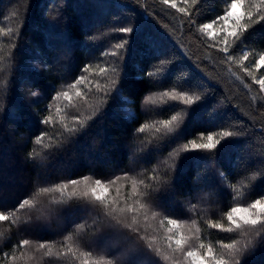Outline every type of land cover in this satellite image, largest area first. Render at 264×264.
<instances>
[{
  "label": "trees",
  "instance_id": "trees-1",
  "mask_svg": "<svg viewBox=\"0 0 264 264\" xmlns=\"http://www.w3.org/2000/svg\"><path fill=\"white\" fill-rule=\"evenodd\" d=\"M175 2L185 11L161 0H0V212L16 218L0 221V264H169L168 218L185 240L182 227L194 226L201 251L231 259L223 245L234 243L239 264H264V227L208 224L232 227V207L264 197V92L253 82L264 77V21H245L225 54L224 32L201 28L232 0ZM165 92L201 99L149 102ZM208 134L216 149L191 148ZM97 179L126 183L119 208L146 207L117 220L111 204L71 194L72 180Z\"/></svg>",
  "mask_w": 264,
  "mask_h": 264
},
{
  "label": "snow or ice",
  "instance_id": "snow-or-ice-1",
  "mask_svg": "<svg viewBox=\"0 0 264 264\" xmlns=\"http://www.w3.org/2000/svg\"><path fill=\"white\" fill-rule=\"evenodd\" d=\"M185 3H191L193 5H196L198 3V0H184ZM161 3L165 5H169L172 8H177V4L175 0H161ZM245 0H232L230 7L226 11L225 14L222 15V17H219L218 19H222L224 21V35L220 37V39L225 44V47L221 49L222 52L225 54H228V37H232L234 42H238L241 36L246 33L249 28L248 24L245 23V21L251 22L253 21L254 17H258L256 20V23H260L264 21V0H253V10H245L244 9ZM239 9V11H238ZM178 11L184 12L185 10L183 8H177ZM213 29V23L208 22L204 23L202 25L201 31L209 33L211 35H215V33L212 31ZM242 30V31H241ZM120 33L123 34H130L133 32V27L131 26H124L120 27L118 29ZM129 42V38L125 36L123 43H117V48H124L125 45ZM112 55H117L115 52L112 53ZM232 57L229 56V59ZM243 59L247 60L248 55L245 53L243 55ZM256 68L259 69L260 67L264 66V55H261L259 61L255 64ZM83 72H88L89 68L84 67ZM101 71H104L101 69ZM84 78L80 77L78 78L70 87H75L76 84H79L82 82ZM253 82L259 85V89L261 92H264V77L261 78H253ZM33 96H36L37 93L33 92ZM64 99L70 100L71 97L69 95V92L65 91L62 93ZM77 96L80 95V92L76 93ZM164 95H169V93L165 92ZM59 98V97H58ZM171 98L173 100L175 99H181L184 101L185 104L191 105L194 103V100L199 101L201 98L199 96H196L194 99L191 97H188L187 95H181L177 97L174 93L171 95ZM178 117L176 115H173L170 120L162 121V125L164 128H169V126L172 124L173 121H176ZM48 121H43V123H47ZM145 128L141 127L139 128V132H144ZM157 132L160 131L159 128L156 129ZM219 135L223 138L232 137L233 133L230 131H222L219 133ZM39 142V141H37ZM221 141L218 139H215L214 134H208L206 136V142L204 143H196L195 140L191 141V148L194 150H214L217 148L218 145H220ZM185 148H188V145H185ZM115 181H113L114 183ZM79 181L72 180L71 184L76 185ZM143 183V181H141ZM135 185V181L133 182ZM68 185L65 184L63 188L57 189L58 191H63L64 188H67ZM44 191H49V189H44ZM133 193L139 194L136 187L134 186L132 189ZM108 194H109V188L106 184L102 183L101 180L97 179L95 181V186L92 187L89 190L83 191L82 195L84 197H88L89 195L94 198L95 201L100 202L101 204L105 205L106 207H111L108 203ZM72 195H75V191H73ZM29 201L27 199L23 200L19 205L18 208H23L24 205L28 204ZM146 207L145 204L141 203L139 205L140 209H144ZM121 211H132L135 212V208L130 209H121L118 206L114 209H112L111 214H115L116 212ZM12 221L13 223L16 222L15 218V210L9 215L5 212H0V221ZM227 221L232 227L223 228V225H221L218 222H213L212 220L208 221L209 227L213 229H223L224 231L231 233L233 232V228L237 230H248V229H256L257 226L264 227V197L257 198L254 202H252L247 207H232L231 210L227 213ZM167 223L170 226L169 232H172L173 229L179 230L181 227L180 222L177 219L168 218ZM124 227H128L125 225ZM133 233L138 234L140 237V233L138 230V226L136 228H128ZM185 243V238L181 235L179 238L175 240L176 248L173 249V251H180L181 245ZM29 244V241L27 239L23 240L21 242V246ZM46 247L45 243H40L39 248L44 249ZM200 247H204V244H201ZM225 249H227L231 253V259L221 257L220 259L212 260L210 258V255L213 251L212 246L209 245L207 247V254L206 255H200L198 256L196 252L194 251H188L187 256L192 258V264H232V261H235V264H239V260L236 259V254L239 253L241 250L236 249L234 243H225L223 245ZM111 264V262H110Z\"/></svg>",
  "mask_w": 264,
  "mask_h": 264
},
{
  "label": "rangeland",
  "instance_id": "rangeland-1",
  "mask_svg": "<svg viewBox=\"0 0 264 264\" xmlns=\"http://www.w3.org/2000/svg\"><path fill=\"white\" fill-rule=\"evenodd\" d=\"M238 11H239V9H238ZM224 27H225L224 21L221 20L220 23L217 26H213L212 31L214 33H218V32L221 33V32H224L223 31ZM163 98L165 100H170V101H175V100L177 101L178 100V99L173 100L171 98V95H166L165 96L164 94H162V95H159V96L155 97V101H153V102L149 101V102L156 103L157 101L163 100ZM17 179H19V178H17ZM104 184H106L108 186V188H109V194H108L107 199H108V203L112 205L111 208L113 209V207H117V205L120 206L121 204H123L124 197H126V195H128L127 194V190L125 189L126 183H124V181H123V182L112 183V184H108V183H104ZM71 186H73V187H71L70 190L72 191V193H73V191H75V193H76L75 195H77L78 193L81 194V193H83V191L89 190L92 187H94L95 186V182L86 180V181H82V182H79L76 185H71ZM88 197H91V196L89 195ZM103 206L106 207L105 205H103ZM128 208H129V206L125 207V209H128ZM130 208H134V207H130ZM135 209H136L135 213H138V211L141 210V209H138V207H136ZM110 211H112V210L110 209ZM122 212L126 213V211L116 212L115 215H114L115 219H117V220L122 219L123 218ZM135 218H136V216H135ZM153 221H154V218H153ZM161 224L164 227H166L165 232H162L163 235L165 234V236L167 238H169L168 241H170L169 242L170 245L166 249L167 251L166 252L163 251L164 253H161V254H163L164 259L166 261H168L169 264H192V258L187 256V252L188 251H194V252L197 253L198 256L207 254V251L206 252L205 251H201L200 248L197 247V245H195V243H196L195 239L197 237L196 236L197 235V231H196L195 227L192 226V225H188L186 230L184 229L185 227L184 228L182 227V232L184 234H186L188 237L185 240V243L183 245H181V250L174 252L173 249L176 248L175 240L180 237V234H177L175 232V231H177L176 229H173L172 232H169L168 229H169L170 226L168 225L167 221L166 222L162 221ZM154 240L158 243V247H160L161 243L158 242V240L156 238H154ZM221 257H223V256H220L219 254H211L210 255V258L212 260L220 259Z\"/></svg>",
  "mask_w": 264,
  "mask_h": 264
}]
</instances>
